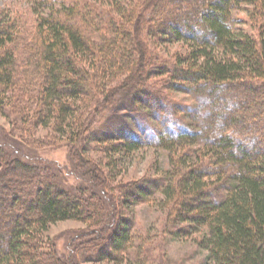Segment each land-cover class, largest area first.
Segmentation results:
<instances>
[{
  "label": "trees",
  "instance_id": "obj_1",
  "mask_svg": "<svg viewBox=\"0 0 264 264\" xmlns=\"http://www.w3.org/2000/svg\"><path fill=\"white\" fill-rule=\"evenodd\" d=\"M28 5L35 15L31 22L15 7L0 21V112L10 101L29 135L41 124L59 137H73L91 195L65 186L56 166L23 161L10 147H0V264L127 260L134 243L130 226L111 217L115 199L103 200L92 190L115 185L83 152L84 114L113 103L118 94L147 105L159 126L154 141L169 152L170 168L156 181L168 221L176 228L205 229L198 244L211 264H264V0ZM238 10H247L255 31L237 26L244 23L234 15ZM154 40L186 48L165 57L153 52ZM171 91L187 94L192 103L174 101L167 96ZM173 125L178 131L165 129ZM50 137L51 143H39L59 140ZM112 137L106 165L115 181L122 154L144 140ZM131 189L149 200L146 187ZM68 219L85 220L89 228L73 238L72 246L83 243L73 251L80 262L62 259L44 236L51 224ZM108 229L112 237L103 241Z\"/></svg>",
  "mask_w": 264,
  "mask_h": 264
},
{
  "label": "rangeland",
  "instance_id": "obj_2",
  "mask_svg": "<svg viewBox=\"0 0 264 264\" xmlns=\"http://www.w3.org/2000/svg\"><path fill=\"white\" fill-rule=\"evenodd\" d=\"M11 7L19 9L24 14L23 18L28 22H31L35 17L29 9L28 0H0V21ZM246 7L247 10L250 8L249 5ZM247 10L235 11V17L244 22L238 23L237 26L248 31H255L247 19ZM151 46L155 54L161 53L165 57H170L175 52H183L186 48L180 42L165 44L157 40H154ZM156 81L154 79L153 83ZM169 94L168 97L179 103H192V97L187 94L175 91H171ZM114 100L111 104L109 101L106 106L99 109L92 108L84 114L83 119L87 123L85 128L88 131L83 152L86 158L91 161V165H96L92 162L101 164L104 171L102 178L109 184L115 185V189L102 190L92 186V190L95 193H101L103 200L107 196L112 202L115 199L116 212L111 217L115 219L114 222L117 225L122 226L123 223L130 226L134 239L132 248L125 253L126 256H129L127 260L116 264H131L130 261L133 264H211L207 260L208 251L198 244L205 229L196 231L187 224H182L179 228L174 227L168 221L167 210L161 206L164 197L160 192L161 187L158 188L159 182L156 179L164 176L169 170L170 160L169 152L155 144L154 130L159 126L148 111L149 108L139 101L134 100L135 103L130 101L125 94H118ZM7 103L4 106V111L0 112V147L6 150L10 147L18 157H22L23 161L31 160V163L41 164L44 162L52 167L56 166L57 170H55H60L61 182L65 186L78 187L85 190V196H90L91 192L86 188L89 187L90 176L86 175L82 169V153L74 149L73 137L69 139L67 135H64V137L60 136V139L53 132L52 126L45 127L41 124L36 126L37 131L33 129V133L29 135V127L15 114L11 106L12 103L10 101ZM100 104L105 105L104 99L100 101ZM179 128L180 126L173 125L167 126L165 129H169V132H176ZM113 134L125 138L126 136L127 138L140 136L144 140L137 149L122 154L124 157L117 163V173L119 174L115 181H113L112 173L106 165L107 159L111 155L107 146L111 144L109 142L114 138ZM50 136L59 138V140L50 145L39 143L40 139L50 142ZM76 161H79L78 167L75 166ZM117 184H122L124 187L122 191L118 190ZM134 185L147 188L150 196L148 201L137 198L136 191L131 189ZM83 230H89L85 220L68 219L51 224L44 236L55 244L57 255L62 259L74 258L73 260L79 261L81 256L76 252V255H73V251L76 246L83 245V243L73 244V246L72 243L76 234ZM111 230L108 229L107 238L103 241L109 239L113 234ZM100 250L103 251L101 247ZM48 251L50 248L47 249ZM88 255L96 256L95 251H90ZM84 264L115 263L92 261Z\"/></svg>",
  "mask_w": 264,
  "mask_h": 264
}]
</instances>
